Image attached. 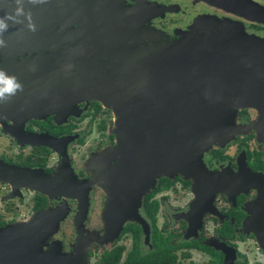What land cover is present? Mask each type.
Segmentation results:
<instances>
[{"label":"flooded vegetation","instance_id":"flooded-vegetation-1","mask_svg":"<svg viewBox=\"0 0 264 264\" xmlns=\"http://www.w3.org/2000/svg\"><path fill=\"white\" fill-rule=\"evenodd\" d=\"M222 1L0 0V73L19 85L0 100V228L65 205L47 241L68 253L70 242L57 234L72 222L77 200L66 193L94 178L99 154L114 143V117L99 90L115 68H135L163 44L229 33L264 40V0ZM163 59L154 64L158 85H178ZM198 71L189 84L213 78L211 69ZM257 118L256 110L241 109L234 125ZM202 163L203 180L158 177L141 197V222H125L86 262L104 264L109 254V264H264V126L212 145ZM244 165L259 180L244 181ZM87 201L83 228L100 236L105 195L90 186Z\"/></svg>","mask_w":264,"mask_h":264},{"label":"water","instance_id":"water-1","mask_svg":"<svg viewBox=\"0 0 264 264\" xmlns=\"http://www.w3.org/2000/svg\"><path fill=\"white\" fill-rule=\"evenodd\" d=\"M205 1L224 5L222 0ZM262 41L215 34L191 42L163 44L158 54L153 48L137 60L135 68H115L104 92L99 90L104 94L99 95L102 105L111 109L114 117V143L99 154L103 162L94 178L72 184L66 193L77 200L75 237L69 252H62L59 241H47L67 213L62 205L37 212L29 221L0 228V264H88L86 254L93 246L111 242L125 222H141L137 214L141 197L158 177L179 175L193 182L203 180V175L207 178L202 155L212 145L222 146L235 134L257 124L264 126ZM161 53L164 68L176 69L173 76L178 78V85L164 81L162 88L158 85L160 74L154 64ZM196 53L208 56L197 57ZM127 58L128 63L135 60ZM198 69H211L213 78L195 80L191 88L186 86V78L197 76ZM246 108L257 111V120L236 127V111ZM2 172L9 174V169L2 167ZM242 173L248 183L259 180L245 165ZM90 186L105 195L101 213L104 233L100 236L83 228Z\"/></svg>","mask_w":264,"mask_h":264},{"label":"rangeland","instance_id":"rangeland-1","mask_svg":"<svg viewBox=\"0 0 264 264\" xmlns=\"http://www.w3.org/2000/svg\"><path fill=\"white\" fill-rule=\"evenodd\" d=\"M229 34L232 35V36H234V37H239L240 36V34H237V33H229ZM224 36H225V34H224ZM262 42H264V41H262ZM57 237L59 239H61V240L64 239V240L70 242V245L73 243L74 237H75L73 220L71 222V220L68 219L65 223H63L61 225V227L59 229V232L57 234ZM93 248H94V246L92 247L91 250H93ZM94 262H95L94 259H90L89 264H94Z\"/></svg>","mask_w":264,"mask_h":264},{"label":"clouds","instance_id":"clouds-1","mask_svg":"<svg viewBox=\"0 0 264 264\" xmlns=\"http://www.w3.org/2000/svg\"><path fill=\"white\" fill-rule=\"evenodd\" d=\"M17 14H20L19 9L17 10ZM0 23H2V21H0ZM0 85H3V87H0V100L5 99V94H13L19 87V85L14 82V79L5 77L3 73H0Z\"/></svg>","mask_w":264,"mask_h":264},{"label":"crops","instance_id":"crops-1","mask_svg":"<svg viewBox=\"0 0 264 264\" xmlns=\"http://www.w3.org/2000/svg\"><path fill=\"white\" fill-rule=\"evenodd\" d=\"M186 86H188V87L191 88V87H194L195 84L192 82V84H189V83H188ZM247 109H248V108H247ZM237 111H238V110H237ZM237 111H236V113H237ZM235 117H236V116H235ZM246 131H247V130H246ZM243 132H244V131H243ZM102 162H103V161H102ZM102 162H101V163H102ZM87 204H88V201H87ZM61 206H62V205H61ZM59 207H60V206H59ZM55 208H58V207H55ZM51 209H54V208H51ZM66 209L68 210V208H66ZM86 209H87V208H86ZM66 214H67V213H66ZM65 216H66V215H65ZM74 216H75V214H74ZM74 216H73V218H74ZM64 218H65V217H64ZM72 220H73V219H72ZM28 221H29V220H28ZM59 224H60V223H59ZM58 227H59V226H58ZM57 230H58V229H57ZM84 230H85V229H84ZM56 232H57V231H56ZM86 232H87V231H86ZM88 233H90V232H88ZM103 233H104V232H103V229H102V234H103ZM54 234H55V233H54ZM54 234H53V235H54ZM93 234H94V233H93ZM102 234H101V235H102ZM53 235H52V236H53ZM52 236H51V237H52ZM52 241H56V240H52ZM61 249H62V248H61ZM68 252H69V251H68Z\"/></svg>","mask_w":264,"mask_h":264},{"label":"trees","instance_id":"trees-1","mask_svg":"<svg viewBox=\"0 0 264 264\" xmlns=\"http://www.w3.org/2000/svg\"><path fill=\"white\" fill-rule=\"evenodd\" d=\"M108 258H109V254H106L104 257H103V263L104 264H109V261H108ZM163 261V260H162ZM160 264H162L160 261H158Z\"/></svg>","mask_w":264,"mask_h":264},{"label":"bare ground","instance_id":"bare-ground-1","mask_svg":"<svg viewBox=\"0 0 264 264\" xmlns=\"http://www.w3.org/2000/svg\"><path fill=\"white\" fill-rule=\"evenodd\" d=\"M3 169H4V170H7V168H6V167H3Z\"/></svg>","mask_w":264,"mask_h":264}]
</instances>
